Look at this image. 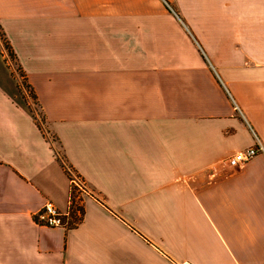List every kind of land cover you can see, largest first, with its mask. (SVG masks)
Returning a JSON list of instances; mask_svg holds the SVG:
<instances>
[{"label":"crops","instance_id":"0c3cea01","mask_svg":"<svg viewBox=\"0 0 264 264\" xmlns=\"http://www.w3.org/2000/svg\"><path fill=\"white\" fill-rule=\"evenodd\" d=\"M163 2L0 0V264H264V0Z\"/></svg>","mask_w":264,"mask_h":264},{"label":"built area","instance_id":"2783aa9c","mask_svg":"<svg viewBox=\"0 0 264 264\" xmlns=\"http://www.w3.org/2000/svg\"><path fill=\"white\" fill-rule=\"evenodd\" d=\"M257 141L256 145L240 150L230 156L227 159L229 168L235 169L241 167L253 159L259 152H264V147L258 138ZM61 162L70 180L68 207L66 210H60L52 201H47L35 214V220L41 225L70 229L79 224V219L83 217L85 198H100L76 169L64 159H62Z\"/></svg>","mask_w":264,"mask_h":264},{"label":"rangeland","instance_id":"374dc122","mask_svg":"<svg viewBox=\"0 0 264 264\" xmlns=\"http://www.w3.org/2000/svg\"><path fill=\"white\" fill-rule=\"evenodd\" d=\"M180 1H181V4H175V3L170 4L169 3L170 1L168 2V4L163 2V4L166 7V9L164 8L163 11L164 12L170 11V12H174V13L175 12L177 13V10L181 11L184 14H186L187 17L191 20L190 22L193 23V20H192L193 16H194L193 0H180ZM0 50H1V55L3 56V58L5 60V63L9 62V65L11 66V68L13 70V73H11L10 77L11 78L13 77V80L15 81L14 83L17 84L16 85V91L22 92L23 89L25 88L29 92L31 89L28 88V86L26 85L24 74L21 71V69L19 68V65L15 59V56L13 55V51H11L10 45L7 42V38L4 36V33L1 29V27H0ZM0 61H1V59H0ZM10 66H8V67L10 68ZM14 76H15V78H14ZM16 78H17V80H16ZM17 81H19V83L21 85H18ZM29 94H30V96L32 95L31 91L29 92ZM34 102L28 104L27 107L32 112H34V114H37L36 111L38 113H40L39 107ZM60 159L62 160L63 158L60 157Z\"/></svg>","mask_w":264,"mask_h":264},{"label":"trees","instance_id":"16d2710c","mask_svg":"<svg viewBox=\"0 0 264 264\" xmlns=\"http://www.w3.org/2000/svg\"><path fill=\"white\" fill-rule=\"evenodd\" d=\"M8 42V41H7ZM8 44H9V42H8ZM10 45V44H9ZM10 49H11V51H12V48H11V46H10ZM13 55H14V53H13ZM61 160V159H60ZM84 209V208H83ZM83 213H84V210H83ZM83 219V217L82 218H80L79 220H80V222H81V220ZM74 227V226H73Z\"/></svg>","mask_w":264,"mask_h":264}]
</instances>
